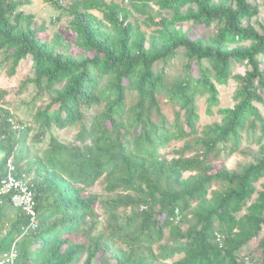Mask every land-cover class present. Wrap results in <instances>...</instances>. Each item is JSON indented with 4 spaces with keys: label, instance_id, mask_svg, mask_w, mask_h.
<instances>
[{
    "label": "trees",
    "instance_id": "16d2710c",
    "mask_svg": "<svg viewBox=\"0 0 264 264\" xmlns=\"http://www.w3.org/2000/svg\"><path fill=\"white\" fill-rule=\"evenodd\" d=\"M44 1L71 18L82 56L63 50L60 33L49 39L43 25L33 26L34 16L19 10L31 0H0V52L10 61L9 75L29 60V80L49 94L33 113L39 135L52 125L80 130L72 144L51 137L29 175L17 159L28 152L32 127L0 103V179L9 160L29 173L37 218L25 232L29 217L16 208L5 233L0 223V257L15 243L14 264H78L83 255L81 264H245L250 253L264 264V144L258 159L241 167L218 160L238 150L257 122L264 130L256 105H264V25L260 32L250 22L258 7L251 0ZM138 16L155 27L150 47ZM186 21L204 32L194 38L175 27ZM180 50L188 61L170 75L169 61ZM240 61L250 68L237 76V102L220 123L199 129V100L213 114L217 86ZM95 107L86 122L85 112ZM173 142L182 145L168 157ZM99 179L113 193L104 204L111 217L132 208L104 231L97 229L99 197L89 191ZM6 206L1 195L0 219Z\"/></svg>",
    "mask_w": 264,
    "mask_h": 264
},
{
    "label": "rangeland",
    "instance_id": "374dc122",
    "mask_svg": "<svg viewBox=\"0 0 264 264\" xmlns=\"http://www.w3.org/2000/svg\"><path fill=\"white\" fill-rule=\"evenodd\" d=\"M70 1L71 0H61V3L63 5H67ZM251 1L258 7V12L250 19V22L255 28H257V30L261 32L262 26L264 25V0ZM213 2L230 4L231 0H213ZM193 8L195 9V7ZM153 9V14H156L158 11L157 6H153ZM19 10H23L25 13L32 14L34 16L33 26L43 25V33L47 35L49 39L53 38L55 33H60L64 41V51L68 53H74L78 58L82 56L81 52H79V49L76 46L75 34L69 28V21L71 20L69 16L61 14L58 10L51 7L44 0H31L29 4L21 6ZM182 10L186 11L187 6H185ZM94 13L98 17H101V13L97 11H94ZM161 13L163 15H169L167 11H161ZM159 18L160 17L156 15L155 21H158ZM142 19L143 18L141 16L137 17V21L138 23H140L141 29L146 31L147 33L146 46L150 47L153 42V37H155L157 34L154 31L155 27H147ZM175 27L180 28L185 35L194 38L199 37L204 32L199 25L194 24L192 21L178 23L175 25ZM79 54L81 55L79 56ZM187 61V56L184 54L183 50H180L179 53L173 56L169 61L168 71L170 75H176L181 72L182 65ZM9 66L10 61H7L4 53L0 52V93H5L0 98V103L11 111L14 120H16L21 125L23 124L32 127L26 140L29 148L28 152L22 158H20L19 155L17 160L22 163V168L29 170L30 174L27 172L29 175H33L32 170H34L36 165L33 162L37 161L38 158L45 157L50 138L55 137L63 143H75L77 142V134L80 130V126H78L77 124L75 126H69L67 128L60 129L55 125H52L50 129L47 130L42 136L39 135L38 124L33 122V113L37 107H44L48 103L49 94L44 90H41V87L38 84L29 80L33 77V72L31 70L29 60L22 62L13 75L8 74ZM232 67V74L228 82L224 85L217 86L219 91V103L214 108L213 114L209 115L206 113V103L204 101V98H201L199 100V129H202L203 127L211 125L213 123H220L222 118L225 116V109L232 108L237 102L235 97V93L238 88L237 76L244 75L250 67L246 63V61L234 62L232 64ZM256 105L261 117L264 120V105L261 103H256ZM96 108L99 109L100 107H95L85 112L86 122H88L90 118L96 113ZM257 124L258 125L254 131V134H243L241 145L238 150L232 152L229 155L222 152L220 157H218V160H220L227 168L232 169L241 167L258 159L260 155L261 145L264 144V130L259 125V122H257ZM259 137H261L260 140H258ZM181 145L182 142L171 143V145L166 150L168 157H171L173 155V149H177ZM259 188V184H257L256 189L259 190ZM89 191L97 194L99 197V203H97L95 206V210L98 216V230H107V226L109 223H122L125 218L130 215L132 211L131 207H120L112 211V213L117 216V219L111 217V212L104 209V204L113 196V193H110L105 189V182L103 179H99L94 184V186L89 189ZM255 197L256 194L253 195L251 201H253ZM15 213L16 208L12 206H6L3 208V215L0 219V223L3 226L1 227L3 233H5L10 228L9 223L13 221ZM182 227L184 228L185 226L182 225ZM168 235L169 230L166 229L164 232V239L160 243H165ZM157 245L158 243H155L153 245L155 253H158L159 251ZM120 246L123 247L122 243L117 241L115 243V247ZM251 246L252 243L244 248L246 255H248V253L250 252ZM178 257H180V255L175 256L173 259H177ZM84 259L85 255L82 256L78 264H81ZM173 259L169 261H173ZM258 259L259 258L257 256H253L250 253V255L245 258V264H257L259 262ZM111 262L115 263V261L113 260H111Z\"/></svg>",
    "mask_w": 264,
    "mask_h": 264
},
{
    "label": "built area",
    "instance_id": "2783aa9c",
    "mask_svg": "<svg viewBox=\"0 0 264 264\" xmlns=\"http://www.w3.org/2000/svg\"><path fill=\"white\" fill-rule=\"evenodd\" d=\"M6 176L0 179V198L6 195L10 205L21 209L29 217V225L25 229H34L37 226L35 193L28 174L17 171L11 160L8 161ZM17 257L15 243L10 250L0 257V264H14Z\"/></svg>",
    "mask_w": 264,
    "mask_h": 264
}]
</instances>
